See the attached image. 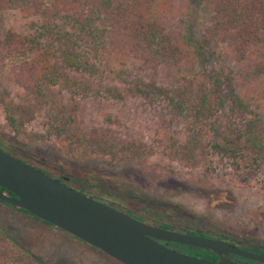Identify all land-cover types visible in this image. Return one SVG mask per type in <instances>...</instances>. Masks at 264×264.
<instances>
[{
	"label": "rangeland",
	"instance_id": "obj_1",
	"mask_svg": "<svg viewBox=\"0 0 264 264\" xmlns=\"http://www.w3.org/2000/svg\"><path fill=\"white\" fill-rule=\"evenodd\" d=\"M173 1L177 10L165 22L183 33L195 22L193 33L201 37L212 16L208 0ZM34 20L18 10L1 11L0 32L36 36ZM61 41H45L52 67L60 71L55 84L40 79L30 89L20 86L10 76V61L0 72V146L42 158L71 177L64 181L74 189L149 222L249 246L264 242V154L220 147L221 132L243 137L249 125L257 129L264 121V91H258L264 90V70H257L263 59H227V49L212 46L209 60L185 75L191 79L201 70L224 78L227 70L221 94L230 100L214 117L198 120L197 109L187 117L169 101L175 85L141 61L115 63L120 73L79 71L63 57L69 44ZM202 87L194 80V96ZM252 116L258 120L251 124ZM0 250L7 264H121L3 201Z\"/></svg>",
	"mask_w": 264,
	"mask_h": 264
},
{
	"label": "trees",
	"instance_id": "obj_2",
	"mask_svg": "<svg viewBox=\"0 0 264 264\" xmlns=\"http://www.w3.org/2000/svg\"><path fill=\"white\" fill-rule=\"evenodd\" d=\"M208 5L212 16L208 24H205L202 36L197 38L192 29L195 22H188L190 31L185 33L178 32L165 22V16L177 10L173 0H0V12L18 10L26 17L34 16L37 19L31 23L36 36L20 35L12 31L0 32V72L10 66V61V76L20 86L30 89L41 80L55 84V77L60 76V71L52 67L50 46L45 41L62 40L61 43L69 44V49L63 51V57L77 70L120 73L115 63H126L129 58H134L162 74L171 86L175 85L173 92L167 90L170 91L168 99L185 116L189 117L187 112L197 109L196 119H209L230 100V97L221 94L225 88L224 79H229L227 70L222 74L224 78H213L198 70L190 79L185 73L195 72L199 64L206 63L211 57L207 52L213 49L212 46L227 49V59L230 56L255 64L261 59L264 61V0H208ZM259 65L257 70H264V65ZM194 80L204 85L200 96H194L191 91ZM258 91L262 93L264 90ZM237 101L234 100V103ZM194 102L196 106L192 105ZM246 111L252 113L251 110ZM257 120L256 116H252L249 122L252 124ZM260 124L258 128L263 130L249 125L243 137H237L232 131L221 132L220 147L228 151L244 150L264 154V121L260 120ZM0 148L11 152L2 146ZM11 153L59 180L72 179L46 164L42 158ZM0 191L15 196L2 187ZM19 210L39 219L23 209ZM129 214L139 220H147L143 215L134 212ZM150 223L264 253V242L249 246L238 239L209 231L189 230L159 221ZM169 246L207 260L219 259L211 250L173 242ZM6 261L8 263V255L0 250V264H7Z\"/></svg>",
	"mask_w": 264,
	"mask_h": 264
},
{
	"label": "water",
	"instance_id": "obj_3",
	"mask_svg": "<svg viewBox=\"0 0 264 264\" xmlns=\"http://www.w3.org/2000/svg\"><path fill=\"white\" fill-rule=\"evenodd\" d=\"M0 187L15 195L0 191V201L66 231L121 264H264V253L139 220L2 148ZM172 242L211 250L219 259L212 261L178 251L169 246Z\"/></svg>",
	"mask_w": 264,
	"mask_h": 264
},
{
	"label": "flooded vegetation",
	"instance_id": "obj_4",
	"mask_svg": "<svg viewBox=\"0 0 264 264\" xmlns=\"http://www.w3.org/2000/svg\"><path fill=\"white\" fill-rule=\"evenodd\" d=\"M65 180V178H63L62 179V181H64ZM68 180V179H67ZM66 181V180H65ZM68 182V181H67ZM69 184V183H68ZM71 186V185H70ZM74 188V187H73ZM81 192H83V191H81ZM84 193V192H83ZM95 199H98V200H101V201H103V202H105V203H108L107 201H105V200H102V199H100V198H97V197H95V196H93ZM108 204H110V203H108ZM110 205H112V206H114V207H116V208H118V206H115V205H113V204H110ZM118 209H120V208H118ZM120 210H122V209H120ZM122 211H124V210H122ZM128 213H130V211H127ZM236 258V257H235Z\"/></svg>",
	"mask_w": 264,
	"mask_h": 264
}]
</instances>
